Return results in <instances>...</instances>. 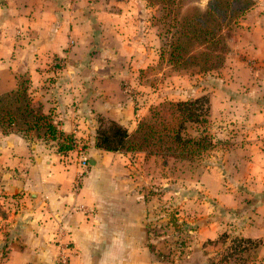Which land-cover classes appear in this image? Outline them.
I'll use <instances>...</instances> for the list:
<instances>
[{"label":"crops","instance_id":"obj_1","mask_svg":"<svg viewBox=\"0 0 264 264\" xmlns=\"http://www.w3.org/2000/svg\"><path fill=\"white\" fill-rule=\"evenodd\" d=\"M90 1L0 0V94L17 86L19 72L43 66L50 57L68 56L60 86L45 97L36 92V99L46 113L52 112L60 130L75 137V147L82 139L90 141L87 152L79 147L65 156L32 137L0 132V204L5 211L0 212V250H7L0 251V264H57L64 246L71 249L74 264H160L150 248L151 203L144 191L156 179L142 171L144 154L95 148L93 116L105 113L130 129L133 103L122 81L158 62L155 28L125 13L117 20L97 18L103 30L101 52L83 65L93 47V21L83 11ZM244 29L218 94L228 107L222 109L224 118L250 124L254 133L246 130L247 139L259 138L246 145V157L211 168L198 184L210 210L214 204L233 225H241L237 236L262 241L253 264H264V20L242 34ZM20 56L26 57L22 64ZM31 88L37 89L33 81ZM146 110L138 112L144 116ZM221 224L218 218L208 219L195 232L200 248L193 253L218 238Z\"/></svg>","mask_w":264,"mask_h":264},{"label":"trees","instance_id":"obj_2","mask_svg":"<svg viewBox=\"0 0 264 264\" xmlns=\"http://www.w3.org/2000/svg\"><path fill=\"white\" fill-rule=\"evenodd\" d=\"M157 8L153 26L161 43L159 62L180 70L198 69L201 74L220 70L231 52V40L257 0H146ZM206 1L205 8H202ZM17 86L0 94V132L55 143L57 152L67 156L75 150V137L58 127L52 112L31 94L28 74L17 76ZM211 103L207 96L186 101H166L150 109L148 116L130 132L125 126L103 117L98 119L95 148L113 153H142L144 168L153 173L149 157H158L174 171L184 168V177L195 179L199 168L226 142L209 132ZM166 166V164H164ZM230 239L221 234L211 245ZM233 251L220 264H253L262 241L237 236Z\"/></svg>","mask_w":264,"mask_h":264},{"label":"rangeland","instance_id":"obj_3","mask_svg":"<svg viewBox=\"0 0 264 264\" xmlns=\"http://www.w3.org/2000/svg\"><path fill=\"white\" fill-rule=\"evenodd\" d=\"M90 2L93 4L85 6L86 8L83 9L86 18L93 21L92 51L82 60L83 65L88 66L93 61L94 54L101 52L100 45L103 37L101 25L94 20L97 18V20H117L125 13L126 17L130 15V20H148L153 26V17L158 14L157 8L150 6L146 0H91ZM257 2V6L245 16L241 27L237 29L235 38L231 40V52L220 70L201 74L196 68L180 70L165 61H158L156 64L150 65L147 69L140 70L122 81L124 95L133 103L132 114L128 123L130 132L136 129L141 119L149 115L151 108L163 102L186 101L207 96L211 103L209 132L216 140L226 142L225 146L213 152L204 166L199 168L195 179L184 177L182 175L184 174V168L174 171L158 157H149L148 159L151 169L154 171L152 174L144 168L143 162L142 171L144 175L156 179L155 183H149L144 191L147 201L151 203L149 207L151 208L149 209L151 215L149 217L150 248L160 264H220V259L230 254L236 245L232 240L237 237L236 231L241 225L238 223L233 225L226 213H222L214 204L211 205L213 210H210L209 204L203 202L204 195L199 190L198 182L203 174L211 168H222L229 163H235L246 157L249 153L246 145L251 144L250 140L256 141L255 137L259 138V135L255 134L254 139H247L246 135L250 136V134L246 133V130L254 133L250 124L247 127L234 117L224 118L222 109H228V107H223L222 102L220 103L222 95L218 94L221 91V84H223L221 83L223 70L229 60L232 61L236 57L238 39L242 29L256 25L259 20H264V0H257ZM205 5L206 1H203L201 7L205 8ZM57 14L60 15L58 12ZM153 27L157 36L156 49L159 51L161 43L158 38V29L155 26ZM245 29L242 34L245 33ZM18 60L19 64H22L26 57L20 56ZM69 61L70 58L64 55L50 57L45 61V65H38L31 70L19 72L18 76L24 74L30 76L35 88H37H30L31 94L34 95L33 97L37 102H41L36 99L37 95L35 93L38 92V95L45 97L52 90H56L64 78L63 69L67 67ZM132 78L135 80H132ZM175 80L178 85L174 84ZM215 89H218V91ZM153 93H157V96L154 97ZM215 93L218 95H215ZM230 93V96L235 99L237 91L235 89L230 90ZM145 107L147 110L143 116L138 111ZM76 109H78V106H76ZM230 111L235 113L236 107L231 105ZM93 116L96 121V130L99 126L98 119L100 117L112 120L105 113H94ZM133 126L135 127L131 128ZM96 130L94 138L96 137ZM261 136L260 139L264 145V133ZM40 142L42 145L54 147V150L57 149L55 143L45 144L44 141ZM89 142L87 139H82L80 145L76 144L75 149L81 147L87 152ZM0 195H2L1 191ZM3 207L0 204V212L2 213L5 212L2 211ZM212 218H218L222 222L218 237L225 232H229L230 239L221 246L205 242V250L193 253L200 248L197 247L199 241H197L195 232L203 227L208 219ZM3 246H6V244L4 243ZM0 251L4 254L7 252L5 249Z\"/></svg>","mask_w":264,"mask_h":264},{"label":"built area","instance_id":"obj_4","mask_svg":"<svg viewBox=\"0 0 264 264\" xmlns=\"http://www.w3.org/2000/svg\"><path fill=\"white\" fill-rule=\"evenodd\" d=\"M81 150V149H80ZM79 150V151H80ZM81 162L84 166H87L88 160L85 156L81 155ZM86 170H84L83 172H81V175L79 176V179L84 178V175L86 174ZM79 181L77 182V186L76 188L79 187ZM72 251L69 248V246H64L60 248L59 254H58V258H57V264H74L72 262Z\"/></svg>","mask_w":264,"mask_h":264}]
</instances>
